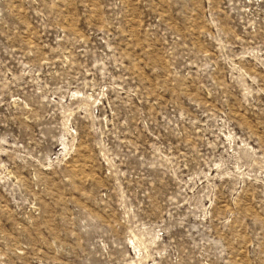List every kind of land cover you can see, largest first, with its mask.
I'll use <instances>...</instances> for the list:
<instances>
[{
    "label": "rangeland",
    "instance_id": "rangeland-1",
    "mask_svg": "<svg viewBox=\"0 0 264 264\" xmlns=\"http://www.w3.org/2000/svg\"><path fill=\"white\" fill-rule=\"evenodd\" d=\"M0 264H264V0H0Z\"/></svg>",
    "mask_w": 264,
    "mask_h": 264
}]
</instances>
